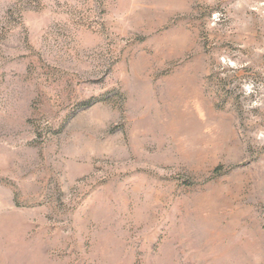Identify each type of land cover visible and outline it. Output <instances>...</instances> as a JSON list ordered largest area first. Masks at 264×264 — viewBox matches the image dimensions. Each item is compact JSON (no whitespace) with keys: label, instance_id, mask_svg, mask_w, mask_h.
<instances>
[{"label":"rangeland","instance_id":"rangeland-1","mask_svg":"<svg viewBox=\"0 0 264 264\" xmlns=\"http://www.w3.org/2000/svg\"><path fill=\"white\" fill-rule=\"evenodd\" d=\"M0 264H264V0H0Z\"/></svg>","mask_w":264,"mask_h":264}]
</instances>
